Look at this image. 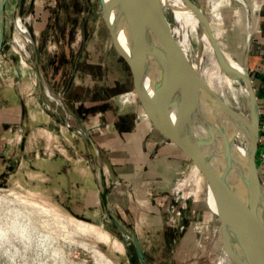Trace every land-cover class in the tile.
<instances>
[{"label":"rangeland","instance_id":"rangeland-1","mask_svg":"<svg viewBox=\"0 0 264 264\" xmlns=\"http://www.w3.org/2000/svg\"><path fill=\"white\" fill-rule=\"evenodd\" d=\"M17 2L5 0L4 4L0 120L4 115L14 119L22 115L27 130L33 129L36 82L40 109L53 116L68 136H73L70 140H74L75 150L70 147L71 153L77 155L83 141L75 130L65 126L63 109L41 88L30 42H26V55L12 41ZM248 2L250 19L252 3ZM204 4L211 33L241 62L249 20L246 8L223 0H206ZM20 18L35 44L45 81L73 114L69 125L76 127L98 112L112 120L117 114L120 122V116L126 115L131 104L129 97L134 94L132 77L112 43L100 0H22ZM49 48H55L58 54L48 57ZM134 102L143 115L139 101ZM13 131L20 136V144H24L25 128L16 126ZM29 146L21 155L18 147L12 150L7 174L0 176V195L14 198V193L33 205V248L25 252L18 244L16 249L7 245L0 249V264H139L132 244L117 232L103 212L97 217L89 213L86 220L67 212L70 200L60 194L64 184L57 173L59 161L55 159L54 176L47 182L42 172L45 166L33 163V142ZM54 149L61 156L63 147L56 143ZM178 149L183 157L182 167L168 196L148 193L141 213L124 212L119 202L120 215L127 223H135L141 250L152 264H219L221 229L219 217L211 214L208 203L212 191L207 184L206 166H196L193 150ZM41 155H45L44 150ZM257 167L264 181L258 163ZM176 183L180 189L178 197L174 195ZM74 199L77 201L78 197ZM39 236L47 240L37 242ZM229 239L228 234L226 245Z\"/></svg>","mask_w":264,"mask_h":264},{"label":"crops","instance_id":"crops-1","mask_svg":"<svg viewBox=\"0 0 264 264\" xmlns=\"http://www.w3.org/2000/svg\"><path fill=\"white\" fill-rule=\"evenodd\" d=\"M251 3L252 14L249 21L253 32L249 43L245 41L247 45L242 62L246 60L260 108L257 163L264 175V0H251ZM51 50L56 49L49 48L46 55ZM47 84L51 88L48 82ZM36 85L34 82L33 96L38 99ZM37 99L33 97V129L27 130L22 115L19 119L4 115L0 120V176L7 174L12 150L18 147L17 151L21 155L22 150L29 144L31 147L33 142V163L35 166H45L42 172L47 182L54 176L55 159L59 161L57 173L64 184L60 194L64 199L70 200L67 212L82 220H86L89 213L97 217L100 212L104 213V208L98 168L88 146L81 138L83 148L79 151L77 149V155L75 153L72 155L75 142L74 140L71 142L70 139H73V136H68V133L57 125L53 116L40 109ZM129 99L131 104L127 106L129 108L126 109V115L120 116L122 119L120 122L117 114L112 120L98 112L86 117L81 124L89 130V136L97 149L109 205L116 216L127 227L132 228L137 236L135 223L133 221L127 223L121 217L119 206L122 205L123 211L127 213H141L147 204L148 193L152 192L166 198L174 185L176 175L181 171L183 157L178 147L166 140L143 116L144 114H141L139 107L135 106L136 95L131 94ZM16 126L25 128L24 144H20V136L13 131ZM16 139H19L18 146H15ZM56 143L63 147L61 156L55 153ZM43 150L45 155H41ZM85 150L88 152V159ZM75 196L78 197L77 201L74 199ZM119 202L122 204L119 205Z\"/></svg>","mask_w":264,"mask_h":264},{"label":"water","instance_id":"water-1","mask_svg":"<svg viewBox=\"0 0 264 264\" xmlns=\"http://www.w3.org/2000/svg\"><path fill=\"white\" fill-rule=\"evenodd\" d=\"M102 16L105 26L110 34L112 43L122 59L129 67L134 94L139 101L143 116L149 120L152 126L162 136L178 147L188 148L195 152L196 166L204 163L207 171V184L213 179L218 188L225 194L233 207L238 211L241 221L240 229L247 220H253L264 225V181L261 177L256 163L257 144L260 129V108L252 80L246 64L245 80L248 87V106L255 109V121L253 134L250 140L247 160L244 168L239 172L236 167L225 160V152L231 136L233 135L238 119L235 112L227 103L213 93L205 84H199L194 80L193 73L188 70L183 60L175 49L172 36L164 35L156 21L144 23L142 13H138L137 5L143 4L144 0H108L104 3L100 0ZM5 0H0V54L3 44V17ZM22 0H18L15 18L21 23L20 9ZM204 9V8H203ZM207 27L210 46L219 50L217 42L211 34L207 21L205 9L202 13ZM143 18V20H142ZM24 27V26H23ZM27 38L31 44L34 56L35 69L39 82L45 94L50 100L60 105L65 114V126L75 130L88 146L95 164L98 168V179L101 188L104 215L112 223L117 232L126 238L133 246L139 264H152L141 250L139 240L132 228L127 227L122 220L116 216L108 202V194L103 184L102 170L99 162L97 149L89 136V130L80 123L76 127L69 125L68 120L73 114L63 103L60 96L53 93L45 81L38 63V54L33 39L24 28ZM125 39L126 47L119 40V34ZM152 49L162 55L161 68L169 86V102H160L155 94L143 57V50ZM183 96L188 102L194 114L193 120L200 122L201 107L207 105L220 111L226 117V125L223 129L211 136L206 137L203 130L193 132L182 126L176 119L179 97ZM202 125V123H200ZM221 229V253L219 264H224L228 259V248L226 239L228 228L223 219H219Z\"/></svg>","mask_w":264,"mask_h":264},{"label":"bare ground","instance_id":"bare-ground-1","mask_svg":"<svg viewBox=\"0 0 264 264\" xmlns=\"http://www.w3.org/2000/svg\"><path fill=\"white\" fill-rule=\"evenodd\" d=\"M103 1L104 3L108 2V0ZM223 1L242 4L246 8L249 19L248 0ZM205 2L206 0H144L143 4L137 5V10L138 13H142L144 23L156 21L164 35L173 37L175 49L185 66L193 73L194 80L199 84L207 85L235 112L238 122L228 142L225 160L241 173L247 160L248 148L254 131L255 109L248 106L247 93L249 91L243 62H239L234 54L217 42L214 33L211 34L217 42L219 50H214L209 44L207 27L202 17ZM24 28L23 24L16 19L12 41L27 55L26 42L29 40ZM252 32L253 27L248 20L247 43L250 41ZM119 40L123 47H126L124 36L121 33ZM245 45H247L246 42ZM56 54L58 53L55 50H51L47 55L56 56ZM143 57L158 100L167 104L169 102V86L161 68V53L148 48L143 50ZM201 116L200 122L194 121V114L188 102L183 96L179 97L176 119L182 126L193 132L204 129L202 132L208 137L220 132L226 125V117L220 111L207 105L201 107ZM209 186L212 191L208 198L212 209L211 214L223 219L230 238L229 245H227L228 259H225L224 264H264V225L247 220L240 229L241 221L238 211L213 179H210ZM11 195H14V198L7 197L9 195H0V249L7 245L14 249L18 244V248L22 247L25 252L31 251L33 248L34 207L31 203L15 197L16 194L11 193ZM40 209L45 210L42 207ZM44 213L46 212L44 211ZM44 236L46 237L47 234ZM37 239V242L47 240L41 236ZM13 253L17 254V250Z\"/></svg>","mask_w":264,"mask_h":264},{"label":"built area","instance_id":"built-area-1","mask_svg":"<svg viewBox=\"0 0 264 264\" xmlns=\"http://www.w3.org/2000/svg\"><path fill=\"white\" fill-rule=\"evenodd\" d=\"M263 158H264V155H263ZM175 185H176V186H174V190H175L174 195H175L176 197H178L177 195H179L180 189L177 188V183H176Z\"/></svg>","mask_w":264,"mask_h":264}]
</instances>
